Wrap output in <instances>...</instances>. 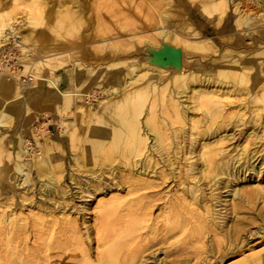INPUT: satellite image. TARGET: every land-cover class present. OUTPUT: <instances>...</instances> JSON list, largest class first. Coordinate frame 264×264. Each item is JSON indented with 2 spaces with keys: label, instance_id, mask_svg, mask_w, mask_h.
<instances>
[{
  "label": "bare ground",
  "instance_id": "1",
  "mask_svg": "<svg viewBox=\"0 0 264 264\" xmlns=\"http://www.w3.org/2000/svg\"><path fill=\"white\" fill-rule=\"evenodd\" d=\"M201 1L203 8L210 17L218 14L217 25L221 26L230 0ZM28 2L29 5L26 3L28 9L24 16L27 23L33 25L36 21L38 23L46 18V12L43 13L45 8H43L40 0H30ZM2 10L5 9L0 4V50L9 48L8 45L1 42L8 35L7 29H16L13 26L14 18L8 11L3 12ZM48 11L51 12V10ZM59 14H61V20L65 23L70 24V22H73L76 25L79 20L80 9L73 10L72 7H67ZM259 16L264 22V12L260 13ZM49 17H52V13ZM163 17L169 19L172 18V14L169 10H164ZM19 22L21 23L22 20ZM252 23L251 18L244 17V15L235 18L236 26H248ZM162 27L160 26L157 29L155 36H140L132 32L134 40L147 48L159 49L163 46V43L182 48L183 63L181 67L176 69L177 71L163 87L158 90L154 87V97L151 100L148 99L151 83L144 84V80L150 78L153 72L164 73L169 68L151 62H144L136 57L118 58L111 62L113 56L109 55L107 67L113 70L110 82L114 81V85L99 92L98 102L101 106L98 110L92 112L86 109L82 102L83 97L89 95L86 90L88 83L86 85V81L78 77V70L83 69L87 73L94 74V79L97 82L102 74L99 71L102 67L100 66L99 69L92 66L87 67L88 64L85 62H81L78 58L74 59L78 52L75 46L70 47V43L60 42L50 45L45 41L43 42L40 39L43 32L41 30L38 32L36 29L29 31L25 38L35 44L37 52L44 59L34 62L32 66L25 65L24 70L18 72L12 71L7 66L5 74L0 75V164L4 159V149L1 142L6 138L3 130L14 126L15 116L17 110H19V108H13L10 105L17 103V100L22 97V83L25 82L22 74L30 77V68L32 67L31 75L34 78L30 77L32 79L30 88L35 86L37 88L36 92L43 91L46 93V95L40 96L43 100L38 101L40 103L38 106L44 108L43 106L46 103L51 105L48 106V111L46 110L45 113L49 111L56 112L61 118L64 115L68 116V114L74 116L89 115L94 120L90 136L86 137L87 146L80 149L79 152L76 151L78 148L75 140L76 128H74L76 124L69 127L63 119L61 124L69 128L67 133L70 151H68L69 160L67 162H69L72 169L70 178L72 184L75 185V193L80 199L90 197L96 202L93 207L97 217L95 236L97 237V253L95 258L85 247V237H83L79 222L82 218L86 229L84 231L85 236L91 238L93 235L89 229L91 227L87 225L84 216L92 208L84 204L73 206L70 205V202L73 203V201L69 202L67 200L68 191L66 189L67 185L64 184L63 159L60 162L58 160V157L62 158L63 155H66L64 154V146L58 145L53 138H46L44 135L45 144L43 149L35 151V157L39 158L37 163L35 161L25 163L21 160L23 153L25 154L26 148L29 146V139H26L27 145L24 146V143H20L18 150L15 151L19 158L16 171L18 177L21 176L20 179L16 180V183L19 187L25 186L23 187L26 194L24 199L26 201L30 200L31 197H28V194L34 192L35 188L33 187H36V182L31 177L32 170H35L41 178V184H39L40 195L46 201L54 202L61 214L50 223V235L45 239V244L43 243L46 246L43 250L45 252L54 249L66 250L64 245H68L67 241L63 244L54 242L53 231L58 227L63 234H70L72 243L76 246L75 249L81 254L80 263H66L65 258H63L57 261H60L59 264H149L150 257L144 256L143 252L145 251L140 249V242L144 239L137 238L138 235H141L143 228L148 227L152 229L151 233H156L154 232L155 225L145 226L143 223L150 219L152 210L156 205H163L161 208L162 216L166 223L163 240H160L162 244L167 241V238H165L167 235L169 236L177 230V233H175L177 237L178 235H185L191 238L196 235L198 241L201 242L202 238L207 236L206 242L210 250L213 249L215 242L210 238L211 234L209 235L212 232L215 237L225 240L226 246L222 250L224 253L235 251L236 248L240 249L248 244L249 241L235 244L238 240L239 242L244 241L242 231L244 224H247V219L260 216L264 220L263 106H255L251 110V119L245 120L247 112L242 106L231 107L232 110L226 112L224 102L233 101L243 92L246 94L245 101L253 98L255 103L261 101L264 104V99L258 98V95L254 94L248 86L249 74L247 73H237L230 68H220L215 74L206 73L204 75H199L196 71H188L185 57L186 50H198L204 56H207L210 51L217 53L218 51L214 49L212 40L207 39L196 43H188L183 41L177 32ZM248 27L250 28V26ZM230 39L240 41L239 36L236 34L234 37L231 36ZM106 40L108 41L107 38L104 39V41ZM107 41L103 43L102 47L104 49L110 48L113 55L118 54V57H121L125 50L119 44ZM129 60H131V63ZM69 63H72V67L67 68ZM124 66L126 70L123 68ZM43 67L46 68L43 70ZM60 70H62L61 73H59ZM37 79L42 81L38 82ZM38 94L42 95L41 93ZM187 94H191L194 99L193 106L184 103L186 99L182 98L186 97ZM94 96L97 98V94ZM7 102L10 106L9 110L3 107ZM67 116L66 118L69 117ZM48 131L46 132L48 133ZM238 134L241 135L240 140H237L232 148L228 149L220 144L225 143L227 140L237 139ZM252 144L256 149H251ZM258 153L261 154L258 155ZM7 156L10 159L11 152H8ZM256 161L258 162L256 163ZM6 165L8 164L6 163ZM247 171L254 173L253 183H256V186L254 185L255 187L252 186L250 189H246L247 187L240 188V182L248 180ZM2 173L3 169L0 167V176ZM41 174L45 177L42 178ZM175 178L178 180V191L173 193L169 189L161 195V188L168 186L169 182ZM250 181L251 179L248 182ZM222 187L227 189L231 196L227 200L228 204L231 205L229 219H226L225 213L223 214L221 210L223 207L218 208V198H221L222 193L220 195L217 190ZM9 188L12 190V185ZM123 190H125V194ZM108 194H110V197L97 200L99 196L105 197ZM2 195H4V192L2 185H0V197ZM4 197L6 198L4 201L0 199V224H4L6 229L0 232V237L1 240L6 239L9 241L16 220L19 226L24 229L27 224L25 219L27 216L22 215L23 217H19L14 213L11 207L14 199L12 195L7 194ZM160 201L163 203H158ZM228 204L227 208L229 207ZM254 206L259 209L257 214L255 209L253 210ZM39 213H33V217L36 215L37 219L34 225L41 227L44 213H42L43 215ZM51 213L50 211L49 215ZM73 214H77L78 217L80 215V220ZM112 216H118L121 222L110 223ZM83 223L81 222V224ZM211 226L216 230H212ZM258 227L255 234L264 231L263 223ZM103 230L107 231L106 235H104ZM133 234H136V236L132 237ZM130 235L133 239L128 241L127 236ZM120 243L123 244L120 245ZM7 244L9 245V243ZM122 246H125V248ZM169 248L170 245L165 244L157 250H163L166 254ZM155 251L153 252L155 253ZM184 252L186 253V250ZM37 253H31L35 260L40 259ZM14 255L17 254L0 253V264H3V259L4 264H32L35 261L28 257L29 254H26L27 258H22L21 262L18 263L17 257L20 258V255L18 254L17 257ZM218 256H220V253ZM77 257H79L78 252L66 254V258L69 259ZM170 258L172 257L170 256ZM185 261L186 263L189 262V260ZM172 264L182 263L181 261H174Z\"/></svg>",
  "mask_w": 264,
  "mask_h": 264
},
{
  "label": "rangeland",
  "instance_id": "2",
  "mask_svg": "<svg viewBox=\"0 0 264 264\" xmlns=\"http://www.w3.org/2000/svg\"><path fill=\"white\" fill-rule=\"evenodd\" d=\"M28 1L30 0H0V4L2 5L3 9H5L2 11H8L10 13V15L14 18L13 26L16 28L15 30L8 28V35L4 40L1 41L2 44L8 45L9 48L0 50V75L5 74V69L7 68V66H9L12 71L18 72L24 70L25 65L32 66L34 62L36 63L40 59H44V57H41L37 52L35 44L29 40H26L25 38L29 31L36 29L38 30V32H40L41 30V32H43V35H41L40 39H42L43 42L45 41L50 45L60 42L70 43V47L75 46L77 48L76 51L78 52V55H75L74 59L78 58L81 62H85L86 64H88L87 67L92 66L95 67V69H99L100 66L102 67V69L99 70L100 74H102L100 78L97 79V82L94 79V74L87 73L83 69L78 70V77L84 79L86 81V85L88 83L86 90L88 91L89 95L83 97L82 103L84 104V106H86V109L95 112L96 110H98L99 106H101L98 102V98L100 97L99 92L103 91L107 87H110L111 85H114V81L110 82L112 79V77L110 76L113 70L107 67V63L109 61L108 56H113L111 62L117 60L118 58L135 57L140 59L141 61L148 62L147 57L149 56V53L146 51L147 47L142 46L137 41H135L132 37V32H135L140 36H155L157 29L160 26H163L177 32L183 39V41H186L188 43H196L198 41L207 39L212 40L214 49H217L218 51L217 53L210 51L207 56H204L203 53L199 52L198 50H186L185 57L186 67L189 68L188 71H196L197 73H199V75H204L206 73L215 74L220 68H230L237 73H247L249 74L248 86L252 89L254 94L258 95V98L260 97L261 100L264 99V22L259 16L260 13L264 12V0H234L235 2L233 0H230V2H228L227 4L226 13L224 14L221 26L217 25L218 14L210 17L208 12L203 8L201 0H40L43 8H45V11L43 13L46 12L45 15L47 19L45 18L43 20H40L38 23L36 21V23L30 25L24 18L28 9L27 5H29ZM236 2H238V4L235 5ZM67 7H72L73 10L80 9L79 20L76 22V25L73 22H70L69 24L61 20V14L59 13L60 11L65 10ZM48 10H51V12H49ZM164 10H169L172 14V18H164ZM51 13L52 17L50 18L49 16L51 15ZM240 15L251 18L253 23L251 25H248L250 26V28L248 26L235 25V18ZM20 20H22L21 23L19 22ZM235 34L239 36L240 41H232L230 39L231 36L234 37ZM106 38L111 43L119 44V46H121L122 49L125 50V52L123 51L121 57H118V54L113 55L110 48L104 49L102 47V45H104L103 43L107 41H104V39ZM98 57L100 58L98 59ZM129 61L131 63V60ZM70 67H72V63H69L67 68ZM32 68H30L31 71L29 70V75L31 78H34L31 75ZM44 68L46 67H43V70ZM123 68L126 70L125 66ZM61 71L62 70H60L59 73H61ZM176 71L177 70L174 68H169L164 73L153 72L150 78H146L144 80V84L151 83L148 99L151 100V98L154 97V87L157 90L163 87ZM30 77L28 75L22 74L23 81H25L24 83H22V97L17 100V103L10 105L13 106V108H19V110H17V115L15 116L14 126L3 130V134L5 133L6 138H4L1 142V146L4 149V159L0 164V167L3 169V173L0 176V178H2L0 179V185H2L4 192V195H2L0 199L4 201L6 199L4 197L5 195H12L14 199L11 207L14 213L19 217H23L24 215L27 216L25 217V219L27 220V224L25 225V228L22 229L16 220L13 234L12 237L9 238V241H7L6 239L1 240L0 237V253L4 254L6 252H9V255L12 253L17 254L14 255L15 257H17L19 254L20 258L17 257L18 263L21 262L22 258H27L28 254V257H31V259H33L34 261L35 259L31 254L33 252H38L37 254L40 256V259L35 260L36 262H33L29 258L34 264H59L60 261H57L63 258H65L66 263H80L79 261L81 258V254L77 249H75L76 246L73 245L70 234H63L62 232H60V229L58 227L53 231V235L55 236L54 242L63 244L67 241L68 245H64L66 250L54 249L50 252H45V250H43L46 247L45 245H43V243L45 244V239L50 235L49 225L57 216H61V214L54 202H50L49 200L46 201L45 198L40 195L39 184H41V178L38 176L35 170H32L31 177L33 178V181L36 182V187H33L35 188L34 192L28 194V197L30 196L31 199L28 201L24 199V197H26V194L24 193L23 187L25 186L23 185L22 187H19L16 183V180H18V178L20 179L21 176L18 177V173L16 171V165L19 158L15 154V151L18 150L20 143H24V146L27 145L26 139H29V146H27L26 152L25 154L23 153L21 160L25 163H31L34 161L37 163L39 161V158L35 157V151H41L43 149V145L45 144V139L43 138L44 135L46 138H53V140L58 145L64 146V154L66 155H63L64 158L58 157V160L60 162L61 159H63L62 167L65 169L64 184L65 186L67 185L66 189L68 191L67 200L69 202L73 201V203L70 202V205L73 206L76 204H84L92 208L88 210L84 216L87 220V225L91 227L89 229L91 231V234H93L91 236L92 239L85 236L86 233L84 231L86 229L84 228L83 219L80 217V215L78 217L77 214H73V216H76L79 220L81 218V220L78 221L81 225L80 227L83 237L86 238H84L85 247L89 250L92 257L95 258V254L97 253V237H95L97 232V217L96 211H93V207L96 205V202L90 197H82L80 199L75 193L76 188L74 187L75 185L72 184L70 178L72 169L69 165V162H67L69 160L68 151H70L68 147L69 136L67 133V130L69 128L61 124L62 119L65 123H67V125H69V127L73 126V124H76V126H74V128H76L75 140L78 147L76 151L79 152L80 149H84L87 146L86 137L90 136V131L94 126V120L92 116L89 115L74 116L72 114H68L69 117L67 115H64V117L61 118V116L56 112L52 113L51 111H49L48 113H45L46 110L48 111V106L51 105H48V103H46V105L43 106L44 108L38 106V104H40L38 103V101L43 100V98L40 96H44L46 95V93L43 91L36 92L37 88L35 86H32V88H30L32 82V79ZM66 77L68 76L66 75ZM37 81L41 82L42 80L37 79ZM240 88L242 89V87ZM38 93H41L42 95H39ZM95 94H97V98L94 96ZM245 97L246 94L243 92L241 95H238L233 101H224L227 110L226 112H229L234 107L242 106V108L247 112L245 120H250L252 113L251 110L254 109L255 106H263L262 121L264 122L263 102L258 101L257 103H255L253 101V98L245 101ZM90 98L93 100H91ZM182 99H186V102H184L186 105H194V99L191 97V94H187V96L183 97ZM8 105L9 103L7 102L3 107L9 110L10 106ZM66 116L68 118H66ZM46 131H48V133ZM237 132L239 133V131ZM237 137V139L233 140L234 142L232 140H227L225 143L222 142L220 144H223L224 146H226V148L230 149L232 148L233 144L237 143V140H240L241 135L238 134ZM253 146L254 145L252 144L251 149H256V147ZM8 152H11L12 155L10 159H8L7 156ZM259 154L261 153H258V155ZM257 162L258 161H256V163ZM6 163L8 165H6ZM247 174L248 180L240 182V188L247 187L246 189H250L252 188V186H256V183H253L255 177L254 173H252V171H247ZM41 175L42 178L45 177L43 174ZM250 179L251 181L248 182ZM245 184H247V186H245ZM10 185H12V190H10L9 188ZM177 188L178 180L175 178L169 182L168 186L161 188V195H163V193L169 189H171L173 193H176L178 191ZM221 189L217 190V192L219 191V194L221 195L222 193L223 196L221 195V198H218V200L221 203L223 201V203L221 204L218 201V208L220 209L223 207L221 210L223 214H226V219H229L231 205L228 204L227 200L230 199L231 196L227 189ZM123 192L125 194V190H123ZM108 197H110V194L106 195L105 197L99 196L97 200L100 198L106 199ZM158 203L163 202L160 201ZM226 203L229 206L228 208ZM157 206L158 205L153 208L152 216L150 217V219L143 222L145 226L155 225L156 228H154V232L156 233H151L152 229L148 227L143 228L142 233H140L141 235H138L137 238L144 239L140 242V249L142 251H145L143 252L144 256L150 257L149 264H172L174 261H181L182 264H256V262L257 264H264V231L262 233L255 234V230L259 228L258 226H260L262 223L264 224V220L262 219V217L254 216L251 219H247V224H244L245 229L243 228L242 231V239H244V241L239 242L238 240L235 244H242L245 243V241H249L247 242V245H244L245 247L243 246L240 249L236 248L235 251L224 253L222 252V250L226 246L225 240L215 237L214 233L212 232H210L209 235L211 234L210 238L215 242L212 247L213 249L210 250L209 245L206 242L207 236H205V238L203 237L204 239L202 238L201 242L198 241L196 235L192 236L191 238L186 237L185 235H178L177 237V235H175V233H177V230L174 231L175 233L169 234L170 237L167 235V237H165L167 238V241L162 244V241L160 240L164 237V226L166 225V223L164 222L165 220L162 216L163 212L161 208L163 205L161 204V206H158V208ZM224 209L227 211V213ZM254 209L257 214L259 212V209H256V206H254L253 210ZM50 211L52 213L49 215ZM39 212L41 214L44 213V220H42L41 227H38V225L36 224L34 225L37 219L35 217L36 215H34L33 217V213L38 214ZM111 218L113 219L111 220ZM111 218L110 223L121 222L118 216H112ZM255 218L258 220H256ZM128 219L129 218L127 217V220ZM81 222L83 224H81ZM5 229L6 226L4 224H0V232H3ZM211 229L214 230L215 228L211 226ZM106 232V230H103L104 235H106ZM135 236L136 234L132 235V237ZM132 237L131 235L127 236V240H132ZM87 242L89 243L87 244ZM7 243H9V245ZM122 244L123 243H120V245ZM165 244L170 245V250H167L170 254L168 252H166L165 254V252L160 249L157 250V248H160ZM122 247L125 248V246ZM182 249L184 251L186 250V253ZM153 251H155L156 254ZM65 252H67L66 254L78 252L79 257L75 259L66 258ZM219 253L220 256H218ZM210 255L212 256V258ZM170 256L172 258H170ZM184 259L189 260V262L186 263ZM3 260L2 262L4 264Z\"/></svg>",
  "mask_w": 264,
  "mask_h": 264
},
{
  "label": "water",
  "instance_id": "3",
  "mask_svg": "<svg viewBox=\"0 0 264 264\" xmlns=\"http://www.w3.org/2000/svg\"><path fill=\"white\" fill-rule=\"evenodd\" d=\"M146 51L149 53L148 62L174 69H178L182 65L183 52L180 47L163 43V46L159 49L148 47Z\"/></svg>",
  "mask_w": 264,
  "mask_h": 264
}]
</instances>
